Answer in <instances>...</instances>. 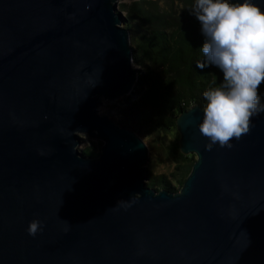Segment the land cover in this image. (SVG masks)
<instances>
[{
  "label": "water",
  "instance_id": "95a60500",
  "mask_svg": "<svg viewBox=\"0 0 264 264\" xmlns=\"http://www.w3.org/2000/svg\"><path fill=\"white\" fill-rule=\"evenodd\" d=\"M119 1L0 0V264H264V112L211 151L204 108L182 113L192 171L149 187L148 145L99 113L138 80Z\"/></svg>",
  "mask_w": 264,
  "mask_h": 264
},
{
  "label": "trees",
  "instance_id": "16d2710c",
  "mask_svg": "<svg viewBox=\"0 0 264 264\" xmlns=\"http://www.w3.org/2000/svg\"><path fill=\"white\" fill-rule=\"evenodd\" d=\"M195 0H130L119 6L123 26L131 32L134 65L139 69L134 95L112 116L120 127L139 135L150 149V157L166 171L147 167L148 186L160 191H179L196 162L183 155L177 131L179 116L194 106L205 107L203 93L223 82L215 66L204 69L201 51L205 37L193 15ZM264 102V83L258 89ZM103 142L84 148L87 157H98Z\"/></svg>",
  "mask_w": 264,
  "mask_h": 264
},
{
  "label": "clouds",
  "instance_id": "9594fccd",
  "mask_svg": "<svg viewBox=\"0 0 264 264\" xmlns=\"http://www.w3.org/2000/svg\"><path fill=\"white\" fill-rule=\"evenodd\" d=\"M192 13L201 24V51L207 58L197 67L212 65L223 73V82L203 93L199 131L209 141L208 151L217 144L231 149V141L248 134L252 118L264 112L258 91L264 83V9L255 0H195ZM118 204L131 207L124 201ZM42 230L39 219L29 223V235Z\"/></svg>",
  "mask_w": 264,
  "mask_h": 264
},
{
  "label": "rangeland",
  "instance_id": "374dc122",
  "mask_svg": "<svg viewBox=\"0 0 264 264\" xmlns=\"http://www.w3.org/2000/svg\"><path fill=\"white\" fill-rule=\"evenodd\" d=\"M129 2L130 0H122L118 2V6H120L124 2ZM125 15V14H124ZM135 91V90H134ZM134 93V92H133ZM132 97V95L124 96L116 101H103V106L99 107V113L102 116H107L109 118H112V116L118 112L119 107L126 102L128 98ZM83 138L82 145L80 146V150H83L84 148L90 146L92 143L99 141L98 139H92L88 135H81ZM158 161L157 158H151L149 159L148 163L146 164V167L154 169L156 172H162L166 171L168 169L167 166L164 168L159 167L157 165Z\"/></svg>",
  "mask_w": 264,
  "mask_h": 264
}]
</instances>
